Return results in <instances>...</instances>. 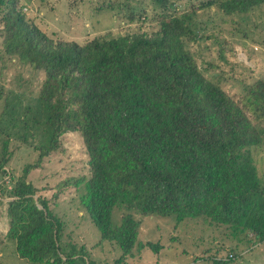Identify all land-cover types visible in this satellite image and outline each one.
<instances>
[{
	"label": "trees",
	"instance_id": "16d2710c",
	"mask_svg": "<svg viewBox=\"0 0 264 264\" xmlns=\"http://www.w3.org/2000/svg\"><path fill=\"white\" fill-rule=\"evenodd\" d=\"M152 1L160 10L152 36L105 33L77 42L53 39L24 17L16 0H0L6 8L1 44L43 71L37 98L47 145L54 147L64 131L81 136L88 175L67 180L81 184L82 208L100 237L114 241L122 255L137 243V221L127 210L112 224L116 204L177 220L204 215L262 240L264 186L250 158V149L262 141L246 112L264 115V77L233 100L204 76L185 48L183 38H193L189 15L167 12L169 0ZM263 2L201 0L196 6L217 3L231 13ZM36 164L24 165L6 201V233L17 256L34 263L77 264L79 258L92 264L83 247L61 244V220L46 197L34 196L26 173ZM145 244L153 251L160 246ZM227 261L214 258L213 264Z\"/></svg>",
	"mask_w": 264,
	"mask_h": 264
},
{
	"label": "rangeland",
	"instance_id": "374dc122",
	"mask_svg": "<svg viewBox=\"0 0 264 264\" xmlns=\"http://www.w3.org/2000/svg\"><path fill=\"white\" fill-rule=\"evenodd\" d=\"M200 1L169 0L167 12L189 15L193 38H183L185 48L204 76L237 101L245 85L264 77V2L245 12L225 13L217 3L197 7ZM16 7L29 22L60 40L83 42L105 33L150 37L159 26V6L152 0H16ZM5 11L0 5V16ZM2 32L0 20V158H6L0 171V264H63L17 256L14 239L6 233L5 206L14 178L34 162L26 179L35 187L34 196L46 197L61 220V244L83 247L92 264H213L214 256L228 251L234 255L228 264H264V239L254 240L249 231L234 233L228 224L204 215L177 220L173 214H143L116 204L111 223H119L130 211L137 221V243L122 255L114 241L101 238L80 204L81 184L67 180L88 175L81 136L64 131L56 135L54 147L47 145L48 126L37 98L43 71L6 52ZM246 113L260 127L262 145L250 149V158L264 186V115ZM148 240L160 245L157 251L146 246ZM76 263L83 260L77 258Z\"/></svg>",
	"mask_w": 264,
	"mask_h": 264
},
{
	"label": "built area",
	"instance_id": "2783aa9c",
	"mask_svg": "<svg viewBox=\"0 0 264 264\" xmlns=\"http://www.w3.org/2000/svg\"><path fill=\"white\" fill-rule=\"evenodd\" d=\"M234 255L232 252L228 251L225 255H222V256H218L216 257L217 259H230L232 258Z\"/></svg>",
	"mask_w": 264,
	"mask_h": 264
},
{
	"label": "crops",
	"instance_id": "0c3cea01",
	"mask_svg": "<svg viewBox=\"0 0 264 264\" xmlns=\"http://www.w3.org/2000/svg\"><path fill=\"white\" fill-rule=\"evenodd\" d=\"M220 256H222V255H220ZM216 257H218V256H214L215 259H217Z\"/></svg>",
	"mask_w": 264,
	"mask_h": 264
}]
</instances>
